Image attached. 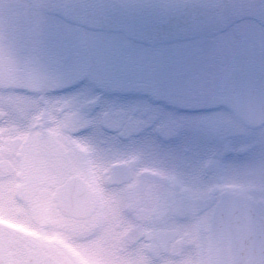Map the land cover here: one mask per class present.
Masks as SVG:
<instances>
[{"label":"clouds","instance_id":"1","mask_svg":"<svg viewBox=\"0 0 264 264\" xmlns=\"http://www.w3.org/2000/svg\"><path fill=\"white\" fill-rule=\"evenodd\" d=\"M61 7L42 3L35 12L49 23ZM188 11L197 38L210 45L264 33V0H198ZM31 55L23 29L0 36L4 107L24 114L0 178V214L23 227L0 224V264H264V148L256 157L249 145L248 158L223 171L202 164L175 179L148 176L150 137L115 130L101 138L105 106L96 87L68 93L37 83ZM251 111L241 106L234 119L264 130V104L259 118ZM37 117L42 126L29 127Z\"/></svg>","mask_w":264,"mask_h":264},{"label":"flooded vegetation","instance_id":"2","mask_svg":"<svg viewBox=\"0 0 264 264\" xmlns=\"http://www.w3.org/2000/svg\"><path fill=\"white\" fill-rule=\"evenodd\" d=\"M23 29L34 31L28 38L31 51L39 52L31 55V62L36 66L34 79L37 83L48 80L68 93L82 90L90 84L101 93V102L105 106V119L100 122L101 138L114 135V124L118 125L123 119L134 122L138 131L133 132L139 139L150 137L143 144L146 156L143 168L171 172L176 178L182 170H195L205 165L206 158L221 144L222 138L239 135L238 122L234 119L238 112L234 95L246 74L243 70L225 69L229 64L227 55L231 53H206L203 47L188 53H183L180 47L163 52L150 50L141 58L142 72L128 71L115 76L116 79H111L113 70L117 68L116 55L104 53L109 57L94 58L93 73L87 75L80 85L64 89L60 80L72 72L81 71L84 60L92 59L94 54L58 53L57 45L39 32L31 19L24 20ZM96 38L99 37L96 35ZM129 51L134 58L140 56L138 51ZM244 54L247 58L264 62V53ZM206 60H213L220 69L205 74L200 68H192L193 65L203 68ZM112 64L113 70H108L107 66ZM192 69L201 72L198 74ZM110 80L114 83L109 84ZM17 99L24 100L23 97ZM11 101L9 97L8 102ZM4 104L5 97L0 92V153L9 158L19 138L17 133L21 124L18 119H24V114L20 113L19 118L13 116L5 110ZM153 121L160 125L155 132L151 130ZM41 126V117L29 125L32 128ZM255 128L247 127L248 130Z\"/></svg>","mask_w":264,"mask_h":264},{"label":"water","instance_id":"3","mask_svg":"<svg viewBox=\"0 0 264 264\" xmlns=\"http://www.w3.org/2000/svg\"><path fill=\"white\" fill-rule=\"evenodd\" d=\"M58 4L63 7V9H66L68 11H74V8H72L73 5L67 4L66 0H63L62 3ZM111 1L117 8L118 11L121 10L120 5L124 8L126 7L125 4H128L129 10L133 9V2H136L137 0H70V3L77 4L81 3L84 4L86 8L91 9L94 11V15L91 17H83L80 16L82 20H86L84 22L88 21H97L99 18L100 20L107 19L110 14L106 13L108 10L107 8H110V2ZM147 4L145 5L143 14H137L134 10L131 11L129 14L130 20L126 22V25H134L133 23H137L139 25L138 28H140L138 35L140 36H153L157 33L156 25H154V28L151 23H159L162 20L168 19L166 16L168 12H170V17L173 18H179L181 21H179V24L185 28V27H191V28H197L198 27V21L197 19L190 14L188 11L194 4L198 2V0H146ZM57 4V5H58ZM125 5V6H124ZM115 6L111 7L113 8V13H116ZM106 10L103 13H101V10ZM117 11V12H118ZM119 13V12H118ZM126 13V12H125ZM163 14H166L164 16ZM112 18H115L114 14H111ZM98 17V18H97ZM193 30V29H191ZM138 32V31H137ZM136 32V33H137ZM164 34H167L165 32Z\"/></svg>","mask_w":264,"mask_h":264},{"label":"rangeland","instance_id":"4","mask_svg":"<svg viewBox=\"0 0 264 264\" xmlns=\"http://www.w3.org/2000/svg\"><path fill=\"white\" fill-rule=\"evenodd\" d=\"M255 139H257V144L256 147L254 148V152H252L253 155H255L256 157H259L261 155V150L262 148H264L263 146L261 147V142H260V138H263L262 134L260 132H257L254 134ZM250 154V153H249ZM247 157L245 158H239L237 160H235L236 162H239L240 160L243 162L245 159H247ZM1 213V211H0Z\"/></svg>","mask_w":264,"mask_h":264}]
</instances>
